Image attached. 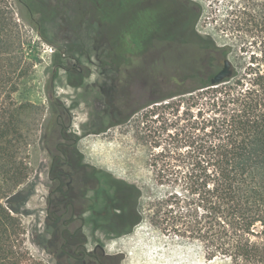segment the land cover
I'll return each instance as SVG.
<instances>
[{"label": "trees", "instance_id": "16d2710c", "mask_svg": "<svg viewBox=\"0 0 264 264\" xmlns=\"http://www.w3.org/2000/svg\"><path fill=\"white\" fill-rule=\"evenodd\" d=\"M20 2L29 13L39 11L35 0ZM106 4L109 17L102 6L99 12L116 30L114 44L146 49L159 18L134 10L135 0ZM191 11L187 21L196 44L190 59L174 71L176 79L163 74L167 82L151 75L142 80L146 96L156 95L140 110L146 109V120L158 115L159 125L144 139L152 144L149 166L163 192L152 203L149 190L143 196L135 185L116 181L109 198L119 204L115 216L125 233L145 218L163 234L197 244L209 264H264V0H212L208 9L195 4ZM204 13L205 22L229 43L217 45L211 35L197 34L196 22ZM134 32L136 39L124 46L126 35ZM28 39L10 5L0 0V264H42L22 250L20 240V216L32 195L25 186L26 150L40 112L11 97L35 65L24 52ZM229 54H235L231 77L210 86L212 74L205 75L203 67L213 70ZM164 83L175 90L165 93ZM141 197L148 206L144 214L138 210Z\"/></svg>", "mask_w": 264, "mask_h": 264}, {"label": "rangeland", "instance_id": "374dc122", "mask_svg": "<svg viewBox=\"0 0 264 264\" xmlns=\"http://www.w3.org/2000/svg\"><path fill=\"white\" fill-rule=\"evenodd\" d=\"M5 1L13 10L17 24L29 36L24 45L25 55L35 59L31 75L11 97L19 103L27 102L36 106L40 112L35 117L37 124L31 132L26 150L30 173L25 186L29 187L32 195L26 204L25 213L20 216L23 232L20 236L21 248L29 257L42 264H68L66 255L60 250L62 240L58 236V227L49 222L46 210L50 167L47 151L53 147L46 141L55 128L56 122L53 120H57V114L66 118L51 97L70 110L68 133L79 139V153L85 164L93 166L107 195L112 194L114 182L121 181L135 185L143 196H147L149 190L148 202L154 203L161 196L163 188L149 166L153 147L151 142L145 141L144 136L149 131L153 132L159 122H156L158 115L146 120V109L140 110L156 98V95L150 98L146 96L142 80L145 75H151L158 82H167L166 75L174 73L180 65L179 61H188L189 54L180 56L173 50L168 53L162 50L158 61L157 46H147L144 50L133 46L119 48L118 44H114L117 39L114 36L116 30L109 23L102 22L104 17L99 12L102 6L104 15L109 17L106 4L109 0H35L39 11L32 14L20 0ZM37 1L42 4H37ZM177 1L189 11L195 4L208 9L212 2ZM219 1L224 4V0ZM100 2L103 5H99ZM142 7L141 4L133 5L134 10ZM166 7L171 13L174 3L168 2ZM52 9L55 12L49 14ZM130 13L132 10L128 11L126 18ZM203 15L196 22L197 34L203 38L211 35L217 45L229 43L226 36L214 32L208 21L204 20L206 14ZM116 19L121 21V17ZM142 21L138 20L136 25L142 24ZM136 35V32L128 33L124 46L125 41L133 42ZM117 52L123 55L119 57ZM62 54L71 58L62 60ZM234 55L227 56L231 63L235 60ZM59 64L61 67H58ZM74 65L85 71L87 69L90 75L78 88L68 82L67 69ZM220 67L221 64H218L209 73H215ZM162 86L167 94L175 90L169 83ZM107 96L109 109L106 113ZM54 108L57 110L55 114ZM30 117L34 118L32 112H29ZM103 172L109 174L108 184ZM88 196H92L91 193ZM103 202L100 208H103ZM143 202L144 197H141L138 210L144 214L148 206ZM116 206L119 204L109 198V221H98V227L109 228L107 237L105 231L101 230L103 228H98L96 232V240L112 257L109 264H209L197 244L163 234L145 218L129 233L120 232V222L115 216ZM85 217L89 218V214ZM83 234L90 238V224L85 225ZM93 245V242L89 243L88 248Z\"/></svg>", "mask_w": 264, "mask_h": 264}, {"label": "flooded vegetation", "instance_id": "af4514ba", "mask_svg": "<svg viewBox=\"0 0 264 264\" xmlns=\"http://www.w3.org/2000/svg\"><path fill=\"white\" fill-rule=\"evenodd\" d=\"M168 2L174 3L171 13L167 10ZM135 3L143 5L138 10L141 15L153 13L159 18L161 23L155 28L150 29L148 37V47H156L159 50L157 60L160 59L162 50H173L178 55L189 54L196 44L193 36L192 23L187 21L189 11L177 0H135ZM150 13V14H151ZM32 14V13H31ZM166 15L165 19H162ZM173 17L172 22L169 21ZM181 19H185L180 20ZM146 29V28H145ZM71 57L62 54L61 59H70ZM224 60L217 63L221 64ZM180 62V61H179ZM58 67H61L60 64ZM211 69L207 66L203 67V73L206 75ZM69 85L81 87L84 81L90 76L89 71L78 68L77 65L67 69ZM169 79H176V75L172 74ZM108 93V92H107ZM54 105H57L65 113L57 114L55 128L52 129L49 139L53 145L52 149L47 151L50 156V167L48 172L49 190L46 199L47 218L49 222L58 227V236L61 244L60 250L66 255L68 264H109L112 257L105 251L96 240V232L99 220L109 221V196L103 184L97 176L92 165L84 163L83 156L79 153L77 144L79 139L68 133L70 128V116L68 108L51 97ZM106 113L109 109V96L106 97ZM53 112L57 110L54 108ZM103 132V129H100ZM100 130H96L100 131ZM102 173V172H101ZM106 176L105 182L109 183V174ZM102 185V186H101ZM101 187V188H100ZM91 193L92 196H88ZM101 201L103 208H100ZM98 207L100 209H98ZM89 214V218L85 215ZM102 215H105L103 218ZM90 224L92 235L89 237L83 234L85 225ZM107 237L108 229H101ZM120 232L123 227H120ZM89 239V240H88ZM94 243L88 248L89 243Z\"/></svg>", "mask_w": 264, "mask_h": 264}, {"label": "water", "instance_id": "95a60500", "mask_svg": "<svg viewBox=\"0 0 264 264\" xmlns=\"http://www.w3.org/2000/svg\"><path fill=\"white\" fill-rule=\"evenodd\" d=\"M232 75V63L227 58L223 61L220 69L209 78L210 86H217L230 78Z\"/></svg>", "mask_w": 264, "mask_h": 264}]
</instances>
